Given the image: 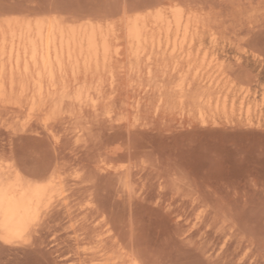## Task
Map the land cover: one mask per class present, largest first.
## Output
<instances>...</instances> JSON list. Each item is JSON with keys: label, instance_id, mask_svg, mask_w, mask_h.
<instances>
[{"label": "rangeland", "instance_id": "rangeland-1", "mask_svg": "<svg viewBox=\"0 0 264 264\" xmlns=\"http://www.w3.org/2000/svg\"><path fill=\"white\" fill-rule=\"evenodd\" d=\"M0 69V264H264V0H0Z\"/></svg>", "mask_w": 264, "mask_h": 264}, {"label": "bare ground", "instance_id": "bare-ground-1", "mask_svg": "<svg viewBox=\"0 0 264 264\" xmlns=\"http://www.w3.org/2000/svg\"><path fill=\"white\" fill-rule=\"evenodd\" d=\"M174 11V10H173ZM181 15V14H179ZM178 16V15H177ZM188 16V15H187ZM13 18V17H12ZM189 18V17H188ZM9 19V18H8ZM6 20V19H5ZM54 20V19H53ZM18 21V20H17ZM176 24L180 27L184 25L185 30L188 29L190 26V20L188 19L186 23L183 21L182 15L177 18ZM10 23V22H9ZM30 24V23H29ZM10 25V24H8ZM43 25V24H42ZM54 25V24H53ZM144 25V24H142ZM171 25V23H170ZM10 27V26H9ZM32 28V27H31ZM44 28V27H43ZM42 28V29H43ZM114 28V27H113ZM167 28V27H166ZM53 29V28H52ZM136 29V27H135ZM159 29V28H158ZM180 29V28H179ZM32 30V29H30ZM44 30V29H43ZM101 30V28H100ZM114 30V29H113ZM22 31V30H21ZM75 31V30H74ZM133 31V30H132ZM31 32V31H30ZM108 32V31H107ZM22 33V32H21ZM20 33V34H21ZM42 33V32H41ZM34 33H28L25 38H21L19 42L17 43L16 40L11 41V43H8L7 39L4 38L3 40V48L10 45L11 51L17 50L18 52L21 51V49L26 50L27 44H30V46L33 48V59L34 63L37 64V56H38V41L40 40V35ZM116 33V32H115ZM133 33V32H132ZM16 34V33H14ZM76 34V32H75ZM114 34V33H113ZM134 34V33H133ZM196 34V33H195ZM187 35V34H186ZM22 36V35H21ZM169 36V35H168ZM103 37V36H102ZM56 39V38H55ZM84 39V38H83ZM177 39V38H176ZM184 39H186L184 37ZM57 40V39H56ZM42 41V40H41ZM185 41V40H184ZM97 42V41H96ZM139 42V41H138ZM141 42V41H140ZM139 42V43H140ZM181 43V42H180ZM179 43V44H180ZM45 44V42L43 43ZM42 44V45H43ZM49 41L46 42V48H49ZM129 44V43H128ZM68 45V44H67ZM181 45V44H180ZM110 46V45H109ZM116 48V47H115ZM174 48V47H173ZM92 49V48H91ZM121 50V48H120ZM140 50V49H139ZM145 50V49H144ZM27 51V50H26ZM157 53V52H156ZM63 55V54H62ZM105 55V54H104ZM160 55V54H159ZM91 56V55H90ZM49 57V56H47ZM140 57V56H139ZM45 58V57H44ZM91 58V57H90ZM105 59V58H104ZM28 60V59H27ZM43 60V58H42ZM49 60V59H48ZM62 60V58H61ZM91 60V59H90ZM46 61V60H45ZM86 62V61H85ZM98 62V60H97ZM96 62V63H97ZM105 63V62H103ZM178 63V62H176ZM175 63V65H176ZM19 64V63H18ZM87 64V63H86ZM46 65V63H45ZM65 65V64H64ZM96 65V64H95ZM152 65V64H151ZM192 65V64H191ZM14 66V65H13ZM13 68V67H12ZM11 68V69H12ZM150 68V67H149ZM17 69V68H16ZM25 69V68H24ZM178 69V68H177ZM240 69V68H239ZM1 70V69H0ZM52 70V69H51ZM73 70V69H72ZM3 71V70H2ZM19 71V70H17ZM25 71V70H24ZM233 71V69L231 70ZM53 72V71H52ZM166 72V71H165ZM234 72V71H233ZM27 73V72H26ZM78 73V72H77ZM38 74V73H36ZM236 76V75H235ZM240 76V75H239ZM223 77V76H222ZM238 77V75H237ZM39 78V77H38ZM198 79V77H197ZM37 82V81H36ZM98 82V81H97ZM39 83V82H38ZM101 83V82H99ZM191 83V82H190ZM183 84V83H182ZM219 84V83H218ZM14 85V84H13ZM217 85V84H216ZM42 86V85H41ZM40 86V87H41ZM4 87V86H3ZM22 87V86H21ZM1 88V87H0ZM81 88V86H80ZM42 89V88H41ZM185 89V88H184ZM182 89V90H184ZM65 90V89H64ZM181 90V91H182ZM40 91V90H39ZM66 92V91H65ZM41 93V92H40ZM211 93V92H210ZM39 94V93H38ZM64 94V92L62 93ZM67 94V92H66ZM208 94V93H207ZM58 95V94H57ZM88 95V94H87ZM63 96V95H62ZM88 97V96H87ZM204 97V96H203ZM4 99V98H3ZM35 99V98H34ZM44 99V98H42ZM207 99V98H206ZM2 101V100H1ZM97 105V103H95ZM8 170V169H7ZM57 175V173H56ZM57 177V176H56ZM28 179V178H27ZM30 179V178H29ZM36 181V180H35ZM51 181V179H50ZM40 182V181H37ZM42 182V181H41ZM32 183V182H31ZM29 182L24 181V179L21 177L20 174H16L14 177H11L9 173H5L3 175L0 174V219H1V229L6 235L12 236L17 235L21 233V231L25 230V225L27 223V220L29 221V218H31V213L34 211L37 206L42 202V200L47 195V186H36L33 187L32 184ZM45 183V182H44ZM50 183V182H49ZM39 184V183H37ZM57 184V183H56ZM54 185H52L53 187ZM50 187V186H49ZM55 189V188H54ZM54 193V192H52ZM55 196V195H54ZM45 201V200H44ZM46 203V201H45ZM38 210V209H36ZM35 210V211H36ZM49 210V209H48ZM38 212V211H37ZM36 213V212H35ZM38 216V215H37ZM32 219V218H31ZM32 221V220H31ZM30 223V222H28ZM27 226V225H26ZM1 232V231H0ZM26 234V233H25ZM18 236V235H17ZM15 236V237H17ZM5 237V238H6ZM14 237V238H15ZM18 238V237H17ZM22 238V237H21ZM7 239V238H6ZM76 239V238H75ZM102 241V240H101ZM98 243V242H97ZM74 244V243H73ZM103 246V245H102ZM101 246V247H102ZM82 250V249H81ZM83 251V250H82ZM103 251V250H102ZM81 252V251H80ZM87 257V256H86ZM105 258V257H104ZM81 264V262H80Z\"/></svg>", "mask_w": 264, "mask_h": 264}]
</instances>
